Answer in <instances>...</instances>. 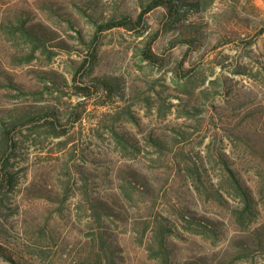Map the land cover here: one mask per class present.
I'll return each mask as SVG.
<instances>
[{"label": "rangeland", "instance_id": "obj_1", "mask_svg": "<svg viewBox=\"0 0 264 264\" xmlns=\"http://www.w3.org/2000/svg\"><path fill=\"white\" fill-rule=\"evenodd\" d=\"M194 1L0 0V264H264V0Z\"/></svg>", "mask_w": 264, "mask_h": 264}, {"label": "trees", "instance_id": "obj_2", "mask_svg": "<svg viewBox=\"0 0 264 264\" xmlns=\"http://www.w3.org/2000/svg\"><path fill=\"white\" fill-rule=\"evenodd\" d=\"M139 1H140V6H142L144 8L143 10L147 11V10L151 9L153 6L157 5L159 0H150V2H148V4L145 3V1H143V0H139ZM176 1H178L179 3L184 2V1L186 2V0H176ZM186 4H189L193 8H199V6H200L199 2H196L194 0H189V1L187 0ZM125 19H122V20H125ZM121 21H119L117 23H120ZM117 23H115V19H112V21L109 22V24H117ZM18 25L19 26L17 27L16 30L21 32L24 35V37L26 39H28L31 43L36 44V45H34L35 49L39 45L45 46L44 41H46V37H45L44 32L36 30L33 27H29L26 22H23V23L18 24ZM10 30H11V32H14L13 29H10ZM235 180H236L235 182H236L237 189L241 192V195L245 198L246 201H248V204H249L250 193L241 184L240 180H238L237 178ZM164 238H165V234H164V232H162L159 236V239H160V241H162V243L164 242Z\"/></svg>", "mask_w": 264, "mask_h": 264}]
</instances>
